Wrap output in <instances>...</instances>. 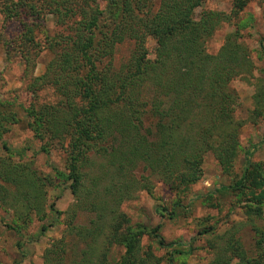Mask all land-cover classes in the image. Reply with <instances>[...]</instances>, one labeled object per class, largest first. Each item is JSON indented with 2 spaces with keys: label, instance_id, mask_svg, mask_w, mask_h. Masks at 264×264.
I'll use <instances>...</instances> for the list:
<instances>
[{
  "label": "trees",
  "instance_id": "trees-1",
  "mask_svg": "<svg viewBox=\"0 0 264 264\" xmlns=\"http://www.w3.org/2000/svg\"><path fill=\"white\" fill-rule=\"evenodd\" d=\"M202 1L158 0L154 10L153 0L4 3L5 18L23 12L32 15L42 6L68 25L67 33L51 44L55 46L60 39L44 72L30 83L33 91L49 85L58 100L28 109L26 120L34 137L42 142L41 151L48 152L53 142L65 144L66 171H56L53 178L38 173L26 160L14 159L11 152L0 155V206L10 209L21 224L34 216L43 219L47 187L58 178L69 181L74 203L66 211L70 214L67 234L75 233L85 246L79 257L70 256L68 241L72 239L63 235L45 249L43 264H110L108 255L117 243L124 245V252L114 264H158V258L142 250L145 229L125 226L128 217L121 204L140 190L150 192V176L175 191L187 189L201 178L208 152L222 171H232L245 120L235 118L228 109V102L235 97L230 81L250 74L252 64L238 31L227 34L215 54L207 52L206 41L223 21L236 17L248 0H232L229 14L203 10L196 18L195 10ZM22 21L20 36L27 44L25 72L34 66L38 43L28 24L32 18ZM147 37L155 41L153 58L148 57ZM54 40L47 38L48 43ZM125 40H131L133 47L115 66V47ZM253 103L256 114L264 109V82L257 84ZM18 121L11 104L0 100V140ZM3 147L9 150L6 144ZM250 156L251 151L246 150L240 177L221 188L248 194L245 213L260 216L264 170ZM138 165L147 170V176L134 173ZM49 208L60 213L53 204ZM79 209L90 214L83 226L73 223ZM157 228H151L150 233L165 246ZM226 251L238 257V264L254 261L247 258L238 239L228 238ZM227 252L206 264H232ZM260 263L264 264V250L254 261Z\"/></svg>",
  "mask_w": 264,
  "mask_h": 264
},
{
  "label": "rangeland",
  "instance_id": "rangeland-1",
  "mask_svg": "<svg viewBox=\"0 0 264 264\" xmlns=\"http://www.w3.org/2000/svg\"><path fill=\"white\" fill-rule=\"evenodd\" d=\"M7 0H0V100L7 101L17 112L19 121L11 124L0 140V155L11 152L14 159H22L32 163L38 173L52 175L64 172L66 146L53 142L48 152L40 150L42 142L35 138L28 128L27 111L32 107L54 104L57 94L49 85L33 91L32 78L42 74L47 63L57 52L60 39L51 46L56 38L68 31L66 26L57 21V16L35 8V13L23 12L20 16L5 18L3 6ZM37 3L40 0H34ZM158 0H153L151 7H157ZM104 1H101V5ZM232 0H203L195 10L198 18L203 10H216L229 14ZM38 12V13H37ZM32 18L28 24L32 27L34 40L38 43L34 52V63L24 72L25 59L23 52L27 44L21 40L23 21ZM239 32V41L246 46L252 64L251 73L235 77L230 87L235 97L228 102V109L245 123L240 128L238 141L240 147L231 172L221 170L215 157L208 152L202 162V176L190 184L187 189L175 191L166 184L150 176L153 187L150 192L140 190L131 199L121 204L128 222L125 226L142 227L141 236L143 251H148L159 259L158 264H206L218 255L225 254L228 238L238 239L245 254L250 260H257L264 250V203L260 216L247 215L245 204L248 194H240L237 190L221 188L230 186L240 177L244 164L245 151H251L250 160L260 163L264 170V109L256 114L253 95L258 83L264 82V0H248L240 13L229 21H223L206 41V50L215 54L223 44L227 34ZM47 38L55 40L48 43ZM148 57H154L155 41L146 39ZM133 43L125 40L116 45L112 63L118 66L130 54ZM32 55V56H34ZM103 63L107 60L104 58ZM3 144L9 148L6 151ZM95 168L89 169V172ZM134 173L147 176L148 172L138 165ZM87 184V183H86ZM87 186V185H86ZM74 203V196L69 188V181L55 179L53 185L47 187L46 201L43 206L44 218L36 216L27 223L21 224L14 213L0 206V264H43L46 248L63 235L68 241L70 256L80 255L85 241L76 235L67 234L66 222L70 214L66 211ZM53 204L55 213L49 208ZM89 212L79 209L73 223L83 226L89 219ZM16 227V229L11 228ZM45 228L42 230L41 227ZM157 226V233L165 246L158 244L150 229ZM256 228H259L256 231ZM263 236V239H259ZM260 242V245L257 242ZM171 244V245H169ZM181 250L176 253L174 250ZM124 252L123 244H114L109 252L110 264H114ZM231 263H240L238 257L230 251ZM254 261L246 264H254ZM262 264V263H260Z\"/></svg>",
  "mask_w": 264,
  "mask_h": 264
}]
</instances>
